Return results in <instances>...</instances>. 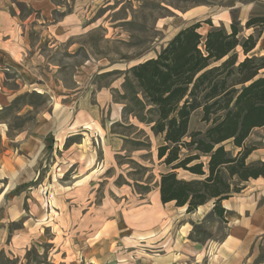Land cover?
<instances>
[{"label": "rangeland", "instance_id": "374dc122", "mask_svg": "<svg viewBox=\"0 0 264 264\" xmlns=\"http://www.w3.org/2000/svg\"><path fill=\"white\" fill-rule=\"evenodd\" d=\"M109 2L107 5L105 0H98L89 11L88 31L75 38L84 50L73 57L59 53L53 58L54 63L61 65L55 78L67 87L71 86L74 68L86 52L90 59L102 60L98 63L100 73H89L80 95L62 99L74 108L67 118L84 127L72 129L64 140L48 137L39 162V177L29 184L34 203H30L28 210L40 219V237L34 238L17 256L3 250L0 264H51L52 259L59 264L66 253L69 258L64 262L71 264L77 250L87 256L85 262L82 260L84 264H144L148 255L175 247L183 253L180 264H223L214 247L224 241L231 220L226 214L223 219L213 215L212 202L193 213H186L185 208H177L173 203L160 202L156 183L159 174L167 171L156 160L161 138H146L140 132L150 135L144 125L131 117L125 120L119 94L123 93V73L154 58L180 29L197 21L202 23L201 34L210 29L206 21L226 31L231 23L243 27L250 17L264 16V0ZM250 33L252 30L242 31L243 36ZM263 46L264 33L252 53L264 55ZM91 65L95 63L88 64L90 70ZM77 99L79 110L75 107ZM48 101L45 95L24 96L17 104L27 102L34 110L17 117L16 104L1 114L2 119L10 130L32 127L36 109L44 111ZM59 105L56 101L55 106ZM52 109L51 105L48 112ZM129 125L134 127L127 128ZM204 129L200 113H193L189 130ZM133 141L144 146L138 148ZM263 141L264 131L256 130L247 144L261 146ZM178 176L191 178L182 171ZM18 226L14 224L12 229ZM7 241L13 245L12 237ZM17 245L12 250H22ZM190 252L198 254L192 256ZM59 253L61 257L55 256ZM251 264H264L263 245L258 246Z\"/></svg>", "mask_w": 264, "mask_h": 264}, {"label": "trees", "instance_id": "16d2710c", "mask_svg": "<svg viewBox=\"0 0 264 264\" xmlns=\"http://www.w3.org/2000/svg\"><path fill=\"white\" fill-rule=\"evenodd\" d=\"M205 23V34L201 22L189 24L154 58L126 70L119 99L125 120L144 125L146 138H161L156 160L167 171L156 183L160 202L186 213L212 202L211 213L223 219L222 201L249 179L264 178V162H247L260 147L248 145V138L264 131V55L252 53L264 33V16L250 17L243 27L231 23L229 31ZM243 29L252 33L243 36ZM197 111L205 129L190 131Z\"/></svg>", "mask_w": 264, "mask_h": 264}, {"label": "crops", "instance_id": "0c3cea01", "mask_svg": "<svg viewBox=\"0 0 264 264\" xmlns=\"http://www.w3.org/2000/svg\"><path fill=\"white\" fill-rule=\"evenodd\" d=\"M97 2L98 0H0L1 254L5 251L17 256L34 238L40 237V219L32 216L28 210L30 203L32 206L34 203L29 184L39 177V162L48 137H63L64 140L72 129L75 131L84 127L67 118L74 108L70 106L71 102L67 106L62 99H73L80 95L89 73H100L98 63L102 60L90 59L85 51L86 57L74 68L73 82L71 80V86L67 87L55 78L61 65L54 63L53 58L59 53L73 57L84 50L82 45L76 43L75 38L88 31L89 11ZM105 2L107 5L111 4L109 0ZM91 63L95 65H91L93 68L90 70L88 64ZM51 78L55 81H50ZM28 95L47 96L49 101L45 110L36 109L35 124L32 127L10 130L1 114L6 110L10 111L18 100ZM56 101L60 103L58 107L55 106ZM79 103L77 99L75 107L78 110L81 108ZM51 105L53 109L49 113ZM17 108V117L34 110V106L27 102L17 104ZM257 161L264 162V141L247 158L249 163ZM221 206L232 226L224 241L214 247L216 256L223 259V264H251L254 255L258 253V246H264V178L244 182L240 192L223 200ZM14 224L19 226L12 229ZM10 229L13 231L10 232ZM10 237L14 240L13 245L7 241ZM17 241L20 244L17 245ZM16 245L22 250H12V246ZM197 254L190 252L192 256ZM58 255L60 253L55 256ZM73 255L75 261L71 264H84L82 260H87V256L78 250ZM182 255L181 249L170 248L162 254L148 255L144 264H180ZM55 256L53 257L56 258ZM68 258L66 253L65 258H60L62 262L59 264H67L64 261ZM50 262L54 264L53 259Z\"/></svg>", "mask_w": 264, "mask_h": 264}]
</instances>
